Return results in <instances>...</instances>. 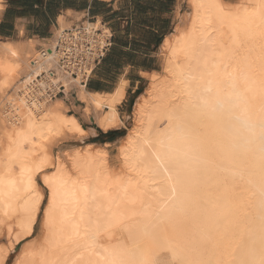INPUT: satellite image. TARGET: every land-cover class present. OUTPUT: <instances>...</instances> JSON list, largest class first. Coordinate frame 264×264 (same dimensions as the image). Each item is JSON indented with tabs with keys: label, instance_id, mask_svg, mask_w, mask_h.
<instances>
[{
	"label": "bare ground",
	"instance_id": "obj_1",
	"mask_svg": "<svg viewBox=\"0 0 264 264\" xmlns=\"http://www.w3.org/2000/svg\"><path fill=\"white\" fill-rule=\"evenodd\" d=\"M185 3L162 70L134 105L118 173L110 144L75 148L68 165L52 150L121 127L125 83L110 96L86 92L94 58L67 67L62 18L49 45L0 41V93L12 89L0 109V264L40 213V244L12 264H206L198 252L209 236L224 260L213 264H264V0ZM108 35L104 27L99 48ZM72 107L79 117L66 114Z\"/></svg>",
	"mask_w": 264,
	"mask_h": 264
},
{
	"label": "crops",
	"instance_id": "obj_2",
	"mask_svg": "<svg viewBox=\"0 0 264 264\" xmlns=\"http://www.w3.org/2000/svg\"><path fill=\"white\" fill-rule=\"evenodd\" d=\"M181 3L182 0H0V38L15 42L37 40L41 47L51 43L54 31L61 27L60 18L66 29L87 23L105 24L113 34V46L84 88L94 95L110 96L125 83L124 98L116 105L122 122L125 112H131L139 88L163 67L162 46L181 22ZM122 128L96 127L94 131L101 135Z\"/></svg>",
	"mask_w": 264,
	"mask_h": 264
},
{
	"label": "rangeland",
	"instance_id": "obj_3",
	"mask_svg": "<svg viewBox=\"0 0 264 264\" xmlns=\"http://www.w3.org/2000/svg\"><path fill=\"white\" fill-rule=\"evenodd\" d=\"M186 0H182V5H181V15L182 16H186L185 14H188V11L190 10L188 4L185 3ZM229 3H236L239 0H226ZM185 3V4H184ZM2 42H14V41H6V40H1ZM162 62L164 63V59L165 56L162 54ZM162 70V68H161ZM160 70V71H161ZM159 71V72H160ZM42 78V77H41ZM89 80V79H88ZM87 83V82H86ZM150 83V82H149ZM149 83H145L143 85V87L139 88L138 93L135 94V97H133L132 100V108H131V112L128 113L126 110L125 114H124V119H122V130L123 131V137H119L116 138L115 140H113L112 142H110L111 144L107 146V160L110 162V165L112 167V170L115 173H118L121 168H122V160H120V157L118 155L119 153V146L121 145V142L123 141V138L125 136V134L133 127V111H134V105L137 102V100L139 99V97L144 94L146 91V88L149 86ZM3 92L0 93V109L2 107V102L5 101V96L6 94H11L12 93V89L6 90L4 91V89L2 90ZM1 92V89H0ZM5 95V96H4ZM64 96V93L61 92V94H59V96H57L58 98H62ZM56 99V97H55ZM69 110V111H68ZM75 108L72 107L71 109H67L66 114L67 115H74V116H78V113L75 112ZM1 115V114H0ZM79 117V116H78ZM103 134V133H102ZM101 135H99L97 132L95 134H91L88 132V134H86L84 137L82 138H62L60 140L57 141V145H55V148L52 150V155L53 156H59V157H64V162L68 165V161L69 157H71L74 153H75V148H79L81 150H83L86 145L88 144H93L95 145L94 147H90L91 151H94V149L96 147H103L104 144L101 143V140H103V138L100 137ZM3 138V129H1V125H0V144H1V140ZM66 139V140H65ZM94 139H98V141L93 142ZM64 140V141H63ZM60 142V143H59ZM59 143V144H58ZM89 148V150H90ZM1 150V147H0ZM74 151V153H73ZM72 154V155H71ZM71 155V156H70ZM67 157V158H66ZM52 172H55L54 170ZM48 192L47 190H45V196H47ZM47 204V200L44 201V204L42 206V209L45 207V205ZM186 218H189V214L185 216V218H178L177 224L182 225V223L185 222ZM43 219H44V214L40 213V217H39V221L37 222V224L35 225L34 228V234H32V236L28 237L26 240L23 241V243L19 246H17V251L15 250V252H12L8 259H7V263L6 264H12L13 261L15 260V258L18 256V254L23 250V249H31L32 247L37 246L38 244H40L42 236H43V228H42V224H43ZM176 225V224H175ZM0 226H1V218H0ZM3 227V225H2ZM177 227V225H176ZM178 229L175 228V230H173L174 232H177ZM211 240V236H209V238H206L203 243H202V247L199 249V254L203 255L205 258V261H207L206 264H213V262H215V258L218 257V261L220 263H222L224 260L220 259L222 254H216L213 250V246L214 244L212 243ZM219 240V239H217ZM5 244V241L1 240L0 241V246ZM26 244V245H25ZM31 244V245H30ZM220 244H221V240H220ZM222 245H226V244H221ZM25 247V248H24ZM28 247V248H27ZM22 248V249H21ZM222 249L224 248L221 247ZM224 250V249H223ZM219 255V256H216ZM216 256V257H215ZM213 260V261H210ZM177 264V263H176Z\"/></svg>",
	"mask_w": 264,
	"mask_h": 264
},
{
	"label": "built area",
	"instance_id": "obj_4",
	"mask_svg": "<svg viewBox=\"0 0 264 264\" xmlns=\"http://www.w3.org/2000/svg\"><path fill=\"white\" fill-rule=\"evenodd\" d=\"M93 26L91 35L93 40L85 39L89 34L86 32L82 34L85 26L76 27V28H68L64 30L65 32L62 34L60 38H58L57 49L63 51V62L67 64V67H73L76 71L78 69H84L86 63V57L88 55H92L94 58V62L92 64L90 72L86 75V82L90 78L93 70L101 63L103 57L107 53V51L113 46V34L109 28L105 24H99L101 27L96 28L98 24L87 23ZM107 28L109 30V35L106 36L105 41L106 44L99 48L97 46L96 37L102 35L103 28ZM74 75H76L75 71H72Z\"/></svg>",
	"mask_w": 264,
	"mask_h": 264
},
{
	"label": "trees",
	"instance_id": "obj_5",
	"mask_svg": "<svg viewBox=\"0 0 264 264\" xmlns=\"http://www.w3.org/2000/svg\"><path fill=\"white\" fill-rule=\"evenodd\" d=\"M123 135V131H109L106 134H101L100 137L103 138V140H101V143L112 142L116 138L123 137ZM96 141H98V139L93 140V142Z\"/></svg>",
	"mask_w": 264,
	"mask_h": 264
},
{
	"label": "water",
	"instance_id": "obj_6",
	"mask_svg": "<svg viewBox=\"0 0 264 264\" xmlns=\"http://www.w3.org/2000/svg\"><path fill=\"white\" fill-rule=\"evenodd\" d=\"M16 249V251H17V248H15Z\"/></svg>",
	"mask_w": 264,
	"mask_h": 264
}]
</instances>
